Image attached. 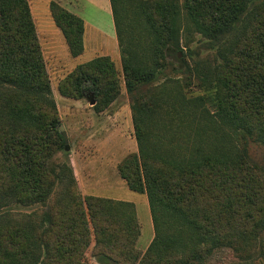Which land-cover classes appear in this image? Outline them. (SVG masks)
<instances>
[{
  "label": "trees",
  "instance_id": "16d2710c",
  "mask_svg": "<svg viewBox=\"0 0 264 264\" xmlns=\"http://www.w3.org/2000/svg\"><path fill=\"white\" fill-rule=\"evenodd\" d=\"M109 5L137 146L117 172L128 190L145 195L153 239L144 253L137 250L141 228L132 203L83 197L68 166L59 177L50 173L65 142L31 6L0 0V200L42 207L18 222L0 218V264H91L88 252L98 264H222L229 252L253 264L256 240L264 257V0ZM48 8L69 56H81L83 20L55 2ZM183 18L210 48L230 47L220 48L221 65L197 84L208 87L214 111L203 96L190 99L180 134L191 148L176 146L174 155L152 137L154 102L144 88L163 68ZM132 31L151 53L150 65L134 58L131 38L124 46L123 32ZM120 82L113 61L99 57L76 66L57 91L72 100L90 95L101 112L117 99ZM249 143L262 145L261 165L247 157Z\"/></svg>",
  "mask_w": 264,
  "mask_h": 264
},
{
  "label": "rangeland",
  "instance_id": "374dc122",
  "mask_svg": "<svg viewBox=\"0 0 264 264\" xmlns=\"http://www.w3.org/2000/svg\"><path fill=\"white\" fill-rule=\"evenodd\" d=\"M50 2L59 4L83 20L85 51L80 57L73 59L69 56L66 43L50 16ZM29 3L50 80L51 98L56 103L58 118L68 139L67 149L64 147L50 159L48 169L53 176L59 177L64 166H68L77 178L83 197L96 196L135 204L139 209L137 214L142 232L136 248L144 253L153 239L147 200L145 195L128 190L117 172L122 160L137 152V146L131 117L133 101L125 91L122 80V58L125 54L117 41L109 0H29ZM180 28L178 41H172L165 50L163 68L157 71L144 88L154 102L152 137L158 145L163 143L164 150L173 147L174 155L176 146L191 148L190 143H186L180 134L183 123L189 122L188 117L180 118L189 112L187 107L190 99L201 95L206 100L205 106L209 112L214 111L209 101L208 87L202 85L198 88L197 84L221 65L222 58L218 55L220 48L227 50L230 47V43H227L225 46L222 44L210 48L211 41L195 32L184 18L181 19ZM238 29L239 25L235 27L236 34ZM123 38L127 39L124 41L125 47L130 38L133 40L135 59L151 64V53L145 49L137 32L132 31L130 36L123 32ZM178 50L183 52V57L178 56ZM99 57H108L119 72L120 93L114 102L101 112H96L92 107L95 101L90 95L83 100H72L59 95L57 85L60 80L76 66ZM183 98L186 99L185 102H182ZM92 101L93 104L90 105ZM262 151V145L249 143L247 157L261 165ZM60 187L59 178L55 182V189ZM141 206L145 208L146 215L143 214ZM39 209H42L40 205L24 206L13 201L0 200L2 219L11 218L18 222L24 216L37 214ZM254 244L256 251L251 255V261L253 264H264V257L260 256L259 242L256 240ZM86 256L89 263H99L90 256V252ZM248 262L232 252L222 259V264Z\"/></svg>",
  "mask_w": 264,
  "mask_h": 264
},
{
  "label": "crops",
  "instance_id": "0c3cea01",
  "mask_svg": "<svg viewBox=\"0 0 264 264\" xmlns=\"http://www.w3.org/2000/svg\"><path fill=\"white\" fill-rule=\"evenodd\" d=\"M84 51H85V48H84ZM83 55V54H82ZM80 57V56H79ZM78 58V57H77ZM73 59H76V58H73ZM91 105V104H90ZM93 107V106H92ZM76 180H77V178H76ZM96 197V196H95ZM117 201H119V200H117ZM125 202V201H124ZM130 203V202H129ZM133 204V203H132ZM134 205V207H135V211H136V214L138 213V208L136 207V205L135 204H133ZM141 209H143V214H145L146 215V210H145V208L143 207V206H141ZM148 212H149V209H148ZM149 216H150V214H149ZM137 217H138V221L140 220V217H139V214H137ZM150 222H151V218H150ZM140 224V223H139ZM140 228H141V226H140ZM142 237V232L140 233V237H139V239Z\"/></svg>",
  "mask_w": 264,
  "mask_h": 264
},
{
  "label": "water",
  "instance_id": "95a60500",
  "mask_svg": "<svg viewBox=\"0 0 264 264\" xmlns=\"http://www.w3.org/2000/svg\"><path fill=\"white\" fill-rule=\"evenodd\" d=\"M91 105L93 104V101L90 103ZM59 131H60V133H61V135H62V137H63V139H64V142H65V149H67V143H68V139H67V135H66V133L64 132V130H63V128H62V126H60L59 127Z\"/></svg>",
  "mask_w": 264,
  "mask_h": 264
}]
</instances>
